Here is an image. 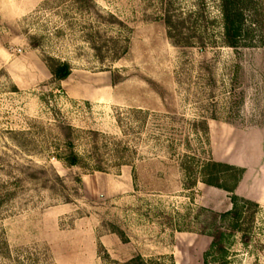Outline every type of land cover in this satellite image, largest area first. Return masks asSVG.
<instances>
[{
    "label": "rangeland",
    "instance_id": "rangeland-1",
    "mask_svg": "<svg viewBox=\"0 0 264 264\" xmlns=\"http://www.w3.org/2000/svg\"><path fill=\"white\" fill-rule=\"evenodd\" d=\"M248 7L236 51L220 0H0V264H264ZM211 160L243 169L233 192L203 182Z\"/></svg>",
    "mask_w": 264,
    "mask_h": 264
},
{
    "label": "trees",
    "instance_id": "trees-1",
    "mask_svg": "<svg viewBox=\"0 0 264 264\" xmlns=\"http://www.w3.org/2000/svg\"><path fill=\"white\" fill-rule=\"evenodd\" d=\"M87 1L92 2V0ZM249 4L250 0H220L224 43L236 51L239 47L243 46V40L253 31V27L251 26L258 23L256 21L258 19L254 17L257 15H253V19L250 21L249 25H247L245 13L251 10L249 8L253 10V7H248ZM46 63L52 79L56 82L65 80L70 74L71 68L66 61L48 57ZM62 160L68 166L83 165L81 157L70 148L67 149ZM202 172L204 183L222 188L228 192H233L238 184L243 169L226 162L211 160L203 164ZM220 180H222L224 184L221 183ZM227 182H229V184H226ZM250 202V200L245 199V203ZM231 213H233V216H238L239 210L236 206H234Z\"/></svg>",
    "mask_w": 264,
    "mask_h": 264
}]
</instances>
